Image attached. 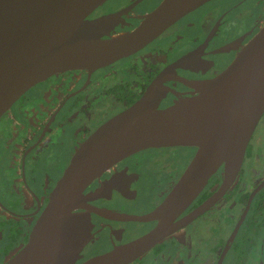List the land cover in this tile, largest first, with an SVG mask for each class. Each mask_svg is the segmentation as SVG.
I'll use <instances>...</instances> for the list:
<instances>
[{"label":"flooded vegetation","instance_id":"flooded-vegetation-1","mask_svg":"<svg viewBox=\"0 0 264 264\" xmlns=\"http://www.w3.org/2000/svg\"><path fill=\"white\" fill-rule=\"evenodd\" d=\"M161 1L105 0L88 17L109 16L106 36L112 38L129 34ZM263 24L264 0H208L138 50L92 70L53 74L22 94L0 117L6 134L0 136V264L25 245L71 156L93 131L184 57L188 60L160 82L165 94L160 108L194 96L190 83L217 76ZM195 151L193 146L144 148L92 180V190L101 189L102 195L77 210L89 214L91 228L73 264L152 230L157 220L131 218L148 215L163 201ZM222 178L221 165L173 222L212 196ZM127 264H264V112L224 193Z\"/></svg>","mask_w":264,"mask_h":264},{"label":"water","instance_id":"water-1","mask_svg":"<svg viewBox=\"0 0 264 264\" xmlns=\"http://www.w3.org/2000/svg\"><path fill=\"white\" fill-rule=\"evenodd\" d=\"M105 0H0V117L36 83L75 69L92 70L142 47L208 0H162L129 34L108 38L109 16L89 18ZM187 57L163 69L130 107L93 131L74 151L52 188L27 242L4 264H73L90 238L87 202L102 195L90 183L117 160L160 146H193L195 154L148 215L156 226L126 245L83 264H127L206 209L231 185L249 137L264 112V24L229 65L196 94L161 109L160 82ZM222 165L216 192L177 222Z\"/></svg>","mask_w":264,"mask_h":264},{"label":"rangeland","instance_id":"rangeland-1","mask_svg":"<svg viewBox=\"0 0 264 264\" xmlns=\"http://www.w3.org/2000/svg\"><path fill=\"white\" fill-rule=\"evenodd\" d=\"M35 105V103L32 105V106H34ZM25 107H27V109L30 107V104H27L26 103V105H24ZM13 108V107H12ZM10 110H11V108H10ZM4 123H5V121L4 120H1V118H0V136L2 135V137H5L6 136V134H5V129L3 128V126H4ZM3 128V129H2ZM1 137V138H2ZM0 141H2L1 139H0ZM62 151L64 152V153H69L70 151L69 150H66V149H62ZM180 160V159H179Z\"/></svg>","mask_w":264,"mask_h":264}]
</instances>
